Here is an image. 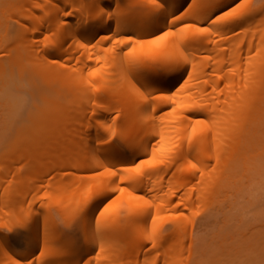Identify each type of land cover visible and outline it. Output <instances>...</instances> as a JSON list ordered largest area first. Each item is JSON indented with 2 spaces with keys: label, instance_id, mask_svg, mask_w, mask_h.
Returning <instances> with one entry per match:
<instances>
[{
  "label": "bare ground",
  "instance_id": "obj_1",
  "mask_svg": "<svg viewBox=\"0 0 264 264\" xmlns=\"http://www.w3.org/2000/svg\"><path fill=\"white\" fill-rule=\"evenodd\" d=\"M234 1L0 0V73L41 79L0 264H198L197 217L264 168V1Z\"/></svg>",
  "mask_w": 264,
  "mask_h": 264
},
{
  "label": "rangeland",
  "instance_id": "obj_2",
  "mask_svg": "<svg viewBox=\"0 0 264 264\" xmlns=\"http://www.w3.org/2000/svg\"><path fill=\"white\" fill-rule=\"evenodd\" d=\"M240 1L243 0H235L233 4ZM254 2L260 4L261 0ZM5 21L9 30L4 34L10 37L16 30L11 29V24L16 28L17 23L12 19ZM40 81L33 73H14L13 76L9 70L0 73V151L9 146L20 129L24 132L33 127L32 112L41 102L34 87ZM262 145L258 164L264 159V141ZM214 212L212 216L200 214L195 220L191 243L192 248L200 251L198 264H264V245L257 246L259 238L264 241V168L261 172L242 169ZM55 217L63 222L62 226L65 223L64 228L60 225L64 230L82 240V235L73 227L66 228L69 218L63 219L59 213ZM22 246L19 244L17 249Z\"/></svg>",
  "mask_w": 264,
  "mask_h": 264
},
{
  "label": "snow or ice",
  "instance_id": "obj_3",
  "mask_svg": "<svg viewBox=\"0 0 264 264\" xmlns=\"http://www.w3.org/2000/svg\"><path fill=\"white\" fill-rule=\"evenodd\" d=\"M114 174V173H113Z\"/></svg>",
  "mask_w": 264,
  "mask_h": 264
}]
</instances>
